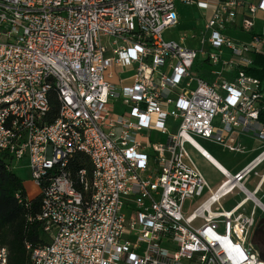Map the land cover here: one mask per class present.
Listing matches in <instances>:
<instances>
[{
  "label": "built area",
  "instance_id": "2783aa9c",
  "mask_svg": "<svg viewBox=\"0 0 264 264\" xmlns=\"http://www.w3.org/2000/svg\"><path fill=\"white\" fill-rule=\"evenodd\" d=\"M258 13L264 0H214L197 50L186 46L195 34L164 39L179 24L175 0H0V159L11 170L28 161L49 238L28 246L32 264H264L248 240L264 174L253 192L244 184L264 163L263 84L246 74L264 45ZM235 26L249 43L225 34ZM199 57L219 67L214 81L193 77ZM236 129L262 151L235 175L219 171L213 192L186 147L204 157L201 138L244 153ZM237 190L244 199L226 211ZM9 262L0 244V264Z\"/></svg>",
  "mask_w": 264,
  "mask_h": 264
},
{
  "label": "rangeland",
  "instance_id": "374dc122",
  "mask_svg": "<svg viewBox=\"0 0 264 264\" xmlns=\"http://www.w3.org/2000/svg\"><path fill=\"white\" fill-rule=\"evenodd\" d=\"M211 1V0H210ZM176 2V12L178 14L179 24L176 27H172L170 29H167L166 32H164V39L166 41H179L180 37L184 34H195L198 38L197 40L192 43L191 41L186 42V46L196 48L197 50H201L200 45V39L203 38L202 31L203 26L205 24V21L207 20V17L205 16V12L210 10L209 6H203V5H186L181 3V0H175ZM257 32L264 35V21L259 22L257 27ZM225 34L233 39L234 41L238 42H250V37L246 35L244 32H238V31H232L231 29L226 30ZM210 34H206L204 37L209 38ZM1 42H4L3 40H0ZM208 49V46L206 45L205 50ZM264 53V50H263ZM216 69V68H215ZM212 67H209L206 63L203 62V57H199L197 59L196 65L194 66L192 70V75L195 78H202L207 81H214L215 78L212 75V71L215 70ZM219 69V68H217ZM132 75L131 72L125 71L124 73H120L119 76L121 78H126ZM121 108L120 106L116 109V112H120ZM218 124V120H217ZM169 131L174 132L173 128L169 126ZM155 135V134H153ZM158 141L166 142L167 137L162 136L160 137L158 135ZM138 141L141 142L142 146H148L149 145V139L146 137L138 136ZM196 141V144L201 146L207 153L210 154V156L217 159L223 167H225V171H228L231 175H235L239 172V170L246 167L252 160H254L262 151L263 143H248L245 139L242 141L246 143L248 146V151L244 153H232L226 148H224L221 144L211 141V140H205L201 138H194ZM260 147V150L257 151H249L251 148ZM187 151L192 158L193 162L197 166V168L200 170L207 180L209 187L213 192H215L220 185L225 182V177L222 176V174L217 170L208 160L203 158L196 150H194L192 147L187 146ZM28 161H24L20 164H16L15 168V174L23 181L24 188L27 192L28 198H36L41 194L42 191L35 186L30 169L28 168ZM257 173L262 175L264 173V163L256 169ZM259 178L255 176L254 173L250 175L249 182L245 183L246 188L249 192H253L255 185L257 184ZM264 189L263 192L258 194V199L261 200V202L264 204ZM210 197V193L207 191L204 193V195L201 198H194L192 200H188L184 207V214L185 216H189L192 214L201 204H203L208 198ZM245 197V194L241 193L240 191H235L233 194L229 195L225 199L222 200L221 205L222 207L227 211L231 210L236 204L241 202ZM253 206L252 203L248 204V208L250 209ZM217 206H214L212 209V212L216 210ZM257 221L255 228L253 229L249 240V243L253 248L259 252L258 247L255 245V243L261 239L263 240V235L259 231L258 224H262L264 226V210L263 208L259 207L257 209ZM46 242L49 241V238H44ZM264 258V257H263Z\"/></svg>",
  "mask_w": 264,
  "mask_h": 264
},
{
  "label": "trees",
  "instance_id": "16d2710c",
  "mask_svg": "<svg viewBox=\"0 0 264 264\" xmlns=\"http://www.w3.org/2000/svg\"><path fill=\"white\" fill-rule=\"evenodd\" d=\"M254 63L262 67V71L247 69L248 76L262 80L264 75V58L256 57ZM53 111L58 110V104L53 98ZM264 119V114H261ZM9 164L0 159V244L9 251L10 264H32L30 247L43 244L44 233L42 223L36 220L42 211V197L29 199L23 181L9 168ZM84 166V159L74 164L76 169ZM263 240L259 239L255 245L259 256L264 260V226L258 224Z\"/></svg>",
  "mask_w": 264,
  "mask_h": 264
},
{
  "label": "crops",
  "instance_id": "0c3cea01",
  "mask_svg": "<svg viewBox=\"0 0 264 264\" xmlns=\"http://www.w3.org/2000/svg\"><path fill=\"white\" fill-rule=\"evenodd\" d=\"M209 6V8H210V10L208 9V11L207 12H205V16L206 17H209V15L212 13V11H213V8H214V0H211L210 1V4L208 5ZM257 17H256V20H255V33H257V34H260V33H258L257 32V27H258V24H259V22H263L264 21V13H258V15H256ZM239 21H240V19H238ZM232 30V31H238V32H243L238 26H235L234 27V29L233 28H229V30ZM245 33V32H244ZM246 35H248L249 37H250V40H251V35L250 34H248V33H246ZM260 35H262V34H260ZM263 37H264V35H262ZM243 43H245V42H243ZM263 50H264V45H263ZM263 50H262V54H258V55H252V56H249V58H252V60L254 61V59L256 58V57H262V58H264V53H263ZM230 57V53L227 51V50H225V52H224V58L225 59H227V58H229ZM219 68V67H218ZM217 69V68H216ZM250 69H254V70H257V71H262V67L261 66H258V65H256L255 63H254V65L252 66V68H250ZM224 77L226 78V79H231V75H228L226 72H225V75H224ZM262 84H263V90H264V75H263V78H262ZM211 82V81H210ZM262 114H264V104H263V109H262ZM234 136L236 137V139H237V142L239 143V144H241L242 146H244L245 147V149H246V152L248 151L247 149H248V146L246 145V143H244L242 140L243 139H245L246 140V142H247V144L248 143H260V141L257 139V137L255 136V134H253V133H250V132H246V131H243L242 129H236L235 131H234ZM260 150V147H256V148H251V149H249V151H257V150ZM212 157V156H211ZM214 158V157H213ZM215 159V158H214ZM221 166H222V164L217 160V159H215ZM223 167V166H222ZM260 167V166H259ZM258 167V168H259ZM224 168V167H223ZM257 168V169H258ZM257 171V170H256ZM257 173V172H256ZM264 174V173H263ZM262 174V175H263ZM262 175H260V174H258V176H256L257 178H259V180H258V182H257V184L260 182V177L262 176ZM249 180H250V176L247 178V180H246V183L247 182H249ZM245 184V183H244ZM256 184V185H257ZM256 185H255V188H256ZM245 187H246V184H245ZM255 188H254V190H255ZM263 189H264V186L262 187V192H263ZM253 190V191H254ZM261 193V192H260ZM264 197V196H263ZM30 199H35V198H30ZM262 203V202H261ZM262 205L264 206V204L262 203Z\"/></svg>",
  "mask_w": 264,
  "mask_h": 264
},
{
  "label": "bare ground",
  "instance_id": "6f19581e",
  "mask_svg": "<svg viewBox=\"0 0 264 264\" xmlns=\"http://www.w3.org/2000/svg\"><path fill=\"white\" fill-rule=\"evenodd\" d=\"M194 144L195 146H197V149L200 151V153L204 156L203 158L208 160L217 170L225 172V167L223 168L213 157L210 156L209 153H207L201 146L196 144V142H194Z\"/></svg>",
  "mask_w": 264,
  "mask_h": 264
}]
</instances>
